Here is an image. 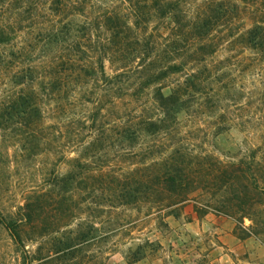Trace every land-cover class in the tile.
I'll use <instances>...</instances> for the list:
<instances>
[{
	"label": "trees",
	"instance_id": "trees-1",
	"mask_svg": "<svg viewBox=\"0 0 264 264\" xmlns=\"http://www.w3.org/2000/svg\"><path fill=\"white\" fill-rule=\"evenodd\" d=\"M232 126L251 142L217 155ZM8 158L37 160L40 187L7 209ZM187 203L264 233V0H0L15 264L111 253L116 229Z\"/></svg>",
	"mask_w": 264,
	"mask_h": 264
},
{
	"label": "rangeland",
	"instance_id": "rangeland-1",
	"mask_svg": "<svg viewBox=\"0 0 264 264\" xmlns=\"http://www.w3.org/2000/svg\"><path fill=\"white\" fill-rule=\"evenodd\" d=\"M250 142L244 132L234 126L212 137L213 151L220 156L236 155ZM37 165V160L24 161L22 166L9 158L4 162L7 209L20 202L23 188L40 187L35 171ZM144 211H133L132 215L142 216ZM163 214V219L154 213L140 217L142 219L133 221L125 229H116L111 237L114 242L111 253H73L68 257H77L76 264L86 259L90 264H264V233L241 239L235 233L234 221L210 212L200 215L194 203ZM244 224L248 226L250 221L246 219ZM99 233L106 231L101 229ZM140 247L143 249L139 250ZM13 249L8 237L0 231V264L23 260L21 253H12ZM70 261L66 263L71 264ZM46 264L64 263L53 254Z\"/></svg>",
	"mask_w": 264,
	"mask_h": 264
}]
</instances>
